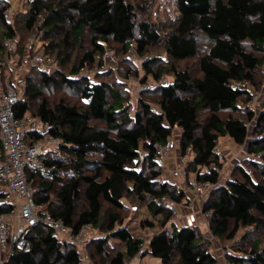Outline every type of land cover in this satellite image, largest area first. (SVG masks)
Segmentation results:
<instances>
[{"label":"trees","instance_id":"trees-1","mask_svg":"<svg viewBox=\"0 0 264 264\" xmlns=\"http://www.w3.org/2000/svg\"><path fill=\"white\" fill-rule=\"evenodd\" d=\"M24 3L22 14L17 13L14 19L19 16L27 31H36V42L43 44L42 48H34L35 44L30 43V54L42 52L45 55L47 50H57L59 43L48 41L53 37L63 35L62 43L72 45L71 40H81L85 30L92 34L91 50L78 67L72 68L74 76L62 79L63 84L78 90L89 101L85 111L63 101L50 107L43 92L58 80L40 68H33L26 76V92L16 106L17 116L22 117L31 114L32 102H38L39 109L34 116L48 123L49 134L63 142L61 156L45 159L46 164L54 169L26 172L30 185L35 186V180L41 179L35 200L45 205V212L78 232L87 224L98 228L104 204L119 212L124 209V199L136 197L160 221L161 228H167L173 216L167 201L178 206L189 199L178 185L160 181L163 173L162 167L154 161L155 146L165 145L178 126L183 129L180 136L182 152L191 147L195 153L191 163L197 173L196 180L214 185L203 206V213H211L208 224L211 233L230 242L242 227L252 231L264 228V136L252 140L249 137L248 124L255 116L247 108L242 111L246 120L232 117L224 120L220 116L227 111L239 112V103L252 102V92L247 85L241 88L235 85L255 84L254 72L264 63L251 52L252 49L264 52V0H176L178 23L165 37L154 24L137 23L136 6L130 0H37L32 4ZM9 7V1L0 0L2 58L6 56L8 39L16 42L17 55L23 56L28 48L21 46L16 25L5 20L4 11ZM199 33L205 35L213 46L199 59L202 77H193L189 71L178 68L175 62L198 55L195 36ZM162 40H166V52L174 63L160 71L153 69L158 59L148 58L143 64L144 72L154 80L165 75L162 70H170L173 75L171 83L149 93L159 96L154 105L140 96L134 105L136 112L131 113L133 104L127 97L114 92L111 85L96 82V77H76L83 67L94 65L97 57L104 58L105 49L111 43L122 46L126 53L135 43L137 53L144 56ZM248 44L250 48H246ZM147 91L143 89L142 94ZM108 94L115 96L111 105L108 104ZM203 111L209 113L204 123L199 120ZM91 119L102 122L106 129H94L90 126ZM263 123L264 111H261L257 128ZM223 136H229L237 145L249 142L254 145L251 153L260 155V160H244L251 165L254 175L240 162L237 164L240 177L219 185L218 171L223 166V157L216 148ZM91 155L95 159H91ZM62 169V172L68 170L70 173L67 181L60 177ZM203 169L206 171L202 172ZM42 173H47L51 181L48 182ZM57 184L62 187L55 190ZM83 190L86 206L78 212L77 202ZM56 193L57 200H52L51 196ZM10 207L0 201V216ZM120 221L119 213L110 215L107 229L112 235L94 239L90 251L94 247L98 256H105L111 237L120 240L124 250L108 260L100 259L102 262L94 261L92 254L95 264H126L140 253L159 259L162 264H218L217 258L200 241L201 232L196 221L193 226L187 224L174 232L162 229L152 237L148 249L143 252L144 240L136 238L125 227L117 229L116 224ZM142 225L154 227L150 221ZM29 239L31 249L18 251L8 264L78 263L75 246L60 242L46 227H36ZM229 260L232 264H264V252H259L256 245L248 257L230 255Z\"/></svg>","mask_w":264,"mask_h":264},{"label":"rangeland","instance_id":"rangeland-1","mask_svg":"<svg viewBox=\"0 0 264 264\" xmlns=\"http://www.w3.org/2000/svg\"><path fill=\"white\" fill-rule=\"evenodd\" d=\"M7 1H9L10 3V7L13 10V14H22L21 12L25 9V6L23 9V5L25 4L24 0ZM175 1L176 0H130V2L134 6H136V11L138 14L137 23L146 21L151 24H154L155 27L158 28V30L164 37L169 35L170 32L174 31L178 23V12L175 6ZM18 17L13 19V23L14 25H16V30L21 40V46H25V48H27L31 43L35 44L34 48H42V42H36V31H27V29L24 27V21H22V19ZM195 38L199 48L198 55L186 61L175 63L176 66L182 71H189L193 75V77H202V73L200 71L199 66V59L200 57L208 54L210 48L213 46V43L201 33L196 34ZM62 39H64L63 35L59 37H53L52 40H48L50 42L54 41L55 43H59V47L57 50L51 49L53 52H49L48 50L47 52H45L47 60L43 71H46L47 73L51 74L54 79L58 80V83L48 85L45 91L43 92V96L49 101L50 107L63 101L69 106L77 107L80 111H85L88 107L89 101L83 98L78 90L74 89L73 87L70 88L66 84H63L62 79L63 77L74 76L72 68L78 67L81 64L85 54L91 50L92 34H90L88 30H85V33L81 40H71L72 45H65L64 43H62ZM165 44L166 40H162V42H159L156 46H153L148 49L146 54L143 56L137 53L135 43H132V46L134 47L130 49L127 53L124 51L122 46L113 45V43H111V46L109 45V47L105 49L106 51L112 50L109 53V56H105L104 59L100 58V60H98L100 61V63H102V65L106 66V69L103 70L102 73L96 74L97 69H95L94 65H88L84 71L88 75L92 74V79H95L96 77V82L98 81L99 83L102 82L111 85L113 87L114 92L122 94L124 98L127 97L128 101L131 102L133 106L137 104L140 96H143V99L145 101L153 103L154 105L157 103L159 97L158 95L149 94L153 93L152 91H147L144 93V95L142 94V90L145 89V85H147L148 83H154V79L151 76H147V74L144 72L143 64L148 58H155L158 59L157 63L153 66V69L155 71H160V69L163 67L169 68V66H171L174 61L167 54ZM246 48H250V45L248 44ZM131 50L132 52H130ZM251 52L256 57H259L260 59L264 60V52L256 51L255 49H252ZM58 57L59 59H61L60 61H58ZM256 70L257 71L254 72L255 84L246 83L248 84L246 87H248V89H250L252 92V102L250 101L247 103H239L240 106H237L239 112L227 111L220 114L221 118L224 120L230 117L246 120V115L242 111L247 108V110L253 112L255 116L254 120L248 124L249 137L251 138V140L264 136V123L260 126V128H257L258 116L260 115L261 111H264V63L261 67L257 68ZM162 73L165 74L163 76L164 79L162 81H167L171 83L173 80V75L172 73H170V70H162ZM76 77L78 76L76 75ZM8 80L9 79L7 78L6 81ZM244 84L245 83H237L235 86L237 88H241L245 86ZM114 100L115 96L108 94V104H113ZM38 105L39 103L36 101L31 103L30 115H37V111L39 109ZM208 116L209 113L207 111H203L202 113H200L199 120L204 123L207 121ZM90 126L97 130L106 129V126L102 122L93 119L90 120ZM180 136L181 135L178 131V128H176L171 139L172 141H174V148L167 152L164 156L165 166L162 168L163 174L160 177V181L168 182L172 185H179L180 181L184 183L185 185L181 184V186L178 187L184 189L186 195H189V193H191L192 200H188L186 202L187 204H185V202L181 203L178 206V210L180 211V207L181 209H184L185 207L192 205L190 209H192L191 211L193 212V214H201L204 220L203 206L204 202H206L207 198L209 197L210 190L209 192L207 191L204 196H201V194H199L196 190H193V187L191 185L195 183L197 173L194 171V166L191 162L194 160L195 153L192 157L187 158L188 160L186 159L185 155L181 150ZM217 149L219 150L218 153L221 155V157H223V166L219 172V185L227 183V181H229L230 179L240 177L239 172L237 171V164H239L240 162H242L245 167L251 170L250 174H255V171L251 169V165L248 163L246 164L244 162L245 159H248L247 161L260 160V158L255 159L254 156L257 155L251 153V149H254V145H252L250 142L249 144L247 143L244 145H237L229 136H223L220 137L217 143ZM90 158L95 159L94 155H91ZM187 168L189 170H187ZM62 171L63 169L59 171L60 177H62L64 181H67L70 178L69 171ZM176 171L186 173V176L181 177L180 175L176 179L174 176V172ZM201 171L204 172L206 171V169H203ZM42 174H45L44 177L47 179L48 182L51 181L49 176H47V173ZM46 179H44V181ZM35 181L36 185L33 186L31 183V186L37 194V189L41 184V179L37 178ZM61 187L62 184H57L55 186V190H58ZM56 195L57 193L51 196L52 200H57ZM193 202H195L196 207ZM123 204L124 209L119 212L116 211L113 207L104 204L98 228H91L88 234H91L95 231H103L104 234H100L101 238L106 234L107 237H110L112 233H109L107 229L110 222V215L119 213L121 221L116 224V228L118 229L119 227H125L136 238H142L144 240V244L141 252H143L148 246V241L151 239V236H154L162 229L165 228L168 229L169 232H174L176 228H182L181 223L177 224V227H174V223L171 222L169 223H171L170 225L173 226L172 228H161L160 221L158 222L155 217L149 213L145 204L140 202L136 197H133L131 199H124ZM77 205L78 212L86 206V197L84 194V190L81 192V196L77 202ZM178 217L179 214L176 216V218ZM146 221H150L151 223H153L154 227H144L142 223ZM204 224L206 225L205 220ZM203 227L204 226L198 227L201 232L200 241L203 242L206 247L210 250V252L217 258L218 264H232L229 260L230 255L240 257H244L245 255H247L248 257L256 245L258 246L259 252H264V228H261L258 231H252L247 227H242L239 230L236 238L228 242L227 240H220L219 238L213 239L211 237V231L208 229V232H206L205 227ZM123 250L124 245L121 243V241L111 237L109 238V241L107 242L105 248V256H98L97 253H95L96 250H94V247L91 251L89 247L88 252L91 258L90 261L94 263V261L102 262V259L108 260L113 257L117 252ZM94 253L96 254V257ZM92 254L94 256V261L91 256ZM143 257L147 256H144L143 254L141 255L140 253L137 256V261L131 260L130 262L128 261L127 264H145V260H142ZM153 261L155 263L158 262L155 259H153ZM151 262L152 261L150 260V262H148L147 264H152ZM246 262H250V260H247Z\"/></svg>","mask_w":264,"mask_h":264},{"label":"built area","instance_id":"built-area-1","mask_svg":"<svg viewBox=\"0 0 264 264\" xmlns=\"http://www.w3.org/2000/svg\"><path fill=\"white\" fill-rule=\"evenodd\" d=\"M24 1L32 4L37 0ZM14 16L11 7L4 11L7 22L13 23ZM5 45L6 56L4 58L0 56V195H2L0 201L11 207L6 214L0 216V264H8L18 251L27 252L30 250L31 241L29 238L38 226L49 229L60 242L74 245L78 252L77 264H95L90 261L88 249L92 241L101 238L102 234L99 231L88 234L91 228H95L92 224L83 225L78 232H75L63 220L45 212V205L36 202L35 191L26 174L30 169L50 172L55 167L50 168L45 159H55L62 154L60 146L63 142L49 134L50 125L48 123L44 122L41 117L32 116L29 113L22 117L16 114V106L23 100L26 92V76L33 68L43 70L47 58L42 52L30 54V45L23 56L17 55V46L13 39H8ZM110 52L106 51L105 56H109ZM100 58H97L94 63V67L97 69L96 74L102 73L106 69V66L98 61ZM86 68L87 66L83 67L77 76L92 78V74L88 75L84 71ZM7 78L8 81H6ZM163 79L164 77L154 80V83H148L144 88L155 91L159 85H168L169 82L162 81ZM130 112H136L135 106L130 108ZM176 128L181 135L183 129L178 126ZM37 135H41L40 138ZM172 137L173 135L165 145L157 144L155 146L154 161L162 168L165 166V154L174 148ZM216 152H219L217 148ZM183 154L187 159L194 155V151L190 147ZM254 158H260V155L254 156ZM211 168L218 171L215 166ZM180 175L185 177L186 173L174 172L176 179ZM213 186L211 182L197 180L192 185L193 190H196L201 196H204L207 191L209 192ZM167 205L173 213L172 218H176L178 206L169 201ZM210 215V212L204 213L206 225L209 224ZM194 223L195 216L192 214L187 218V224L193 226ZM211 237L218 239L213 234ZM133 260L137 261L138 259L135 257Z\"/></svg>","mask_w":264,"mask_h":264},{"label":"crops","instance_id":"crops-1","mask_svg":"<svg viewBox=\"0 0 264 264\" xmlns=\"http://www.w3.org/2000/svg\"><path fill=\"white\" fill-rule=\"evenodd\" d=\"M190 183V182H189ZM181 184H184V183H182L181 181H180V184L178 185V186H181ZM185 185V184H184ZM192 186V185H191ZM184 190V189H183ZM190 192V191H189ZM192 194L191 193H189V195H187V198L189 199V201H191L192 199ZM194 204H195V202H193ZM185 204H187L186 202H185ZM179 206V205H178ZM190 206V207H189ZM189 206H187V207H185L184 209H181V207H180V211L178 210V214H179V217L178 218H172V220H171V223H174L176 226H177V224H179V223H181V226H186L187 225V218L190 216V215H192L193 214V212L191 211L192 209H190L191 208V206L192 205H189ZM195 207H196V204H195ZM195 210V209H194ZM188 212H190V213H188ZM194 216H195V221H196V225L198 226V227H202V226H204L205 227V230H206V232H208V226H206L205 224H204V220H203V218H202V216H201V214H193ZM171 223H168V225H167V227H172L170 224ZM203 227V228H204ZM201 230H202V228H201ZM152 237L153 236H151V239H152ZM150 239V240H151ZM150 240L148 241V245H149V242H150ZM146 249H148V246L145 248V250ZM139 255V254H138ZM147 257H143L142 258V260L144 259L145 260V264H147L148 262H150V260L152 261L151 263L152 264H162L161 263V261L159 260V259H156V258H153L152 256H150V255H146ZM153 259H155V260H157L158 262H154L153 261ZM140 260V259H139ZM147 260V261H146Z\"/></svg>","mask_w":264,"mask_h":264}]
</instances>
